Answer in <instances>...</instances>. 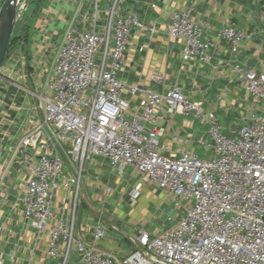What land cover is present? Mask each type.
Returning <instances> with one entry per match:
<instances>
[{
    "label": "built area",
    "instance_id": "2783aa9c",
    "mask_svg": "<svg viewBox=\"0 0 264 264\" xmlns=\"http://www.w3.org/2000/svg\"><path fill=\"white\" fill-rule=\"evenodd\" d=\"M92 1L98 9L100 0ZM170 19V37L184 43L183 60L210 63L213 42L203 39V25L191 10L174 12ZM139 26L132 13L118 16L107 32H66L40 96L43 119L23 141L44 148L22 196L26 219L39 234L48 232L51 259L67 261L75 252L79 264H264V113L251 111L229 136L221 132L216 112H204L179 86L158 93L122 81L131 31ZM216 38L236 51L251 35L225 25ZM235 72L248 95L264 102V71L236 65ZM137 93L133 111L131 99ZM189 113L208 124L212 155L165 153L161 138L166 126L160 122ZM63 146L75 163L102 158L121 175L134 169L139 178L131 200H138L144 184L156 188L171 201L168 223L159 230L141 229L131 238L135 252L125 259L77 236L74 225L52 210L54 193L71 186L63 179ZM103 237L100 228L93 233L94 241Z\"/></svg>",
    "mask_w": 264,
    "mask_h": 264
},
{
    "label": "crops",
    "instance_id": "0c3cea01",
    "mask_svg": "<svg viewBox=\"0 0 264 264\" xmlns=\"http://www.w3.org/2000/svg\"><path fill=\"white\" fill-rule=\"evenodd\" d=\"M4 1L0 0L1 6ZM32 1L25 0L17 8L11 39L14 35L21 38L1 67L0 264H58L61 260L51 259L47 254L48 232L39 234L24 215L22 196L26 182L44 148L24 146L23 141L43 119L40 96L46 93V75L69 29L75 35L94 30L107 32L118 16L136 14L141 26L131 31L119 78L129 85L158 93L177 85L190 102L198 104L204 112L215 111L218 119L220 113L228 115L238 106L245 110L240 94L246 90L237 79L235 66L264 71L263 0H118L113 18L109 13L116 0H100L98 9L92 0H37L35 5ZM187 10L202 23L203 39L213 42L210 63H201L198 58L185 62L183 41L169 35L170 15ZM225 25L250 34V40L234 51L228 41L216 38L217 31ZM247 96L252 98L248 93ZM139 99L140 93L131 99L133 111ZM246 108L247 112L242 114L245 123L253 111ZM173 118L160 122L166 126L161 138L165 153L174 157L183 151L197 153L190 137L183 141L178 135L171 122ZM196 119L194 114L191 123L181 126L195 128ZM240 128L229 133L234 135ZM63 148L67 150L68 146ZM61 152L65 155V151ZM98 159L102 158L86 161V169L84 173L82 169L80 176L73 161H68L70 170L64 172L63 179L71 186L54 193L52 210L55 217H63L74 225L77 236L120 257L117 244L104 237L93 240V233L99 228L105 233L104 224L111 222L113 214L120 213L122 203L119 201V206L112 210L106 200L108 195L94 194L91 173L107 177L115 171L108 160L102 159L99 165ZM126 170L122 179L132 176V180L137 178V184L138 174L132 168ZM78 179L80 187L76 194ZM157 193L163 194L158 190ZM168 207L171 208V203ZM112 226L119 230L118 225ZM76 256L79 260L77 253Z\"/></svg>",
    "mask_w": 264,
    "mask_h": 264
},
{
    "label": "rangeland",
    "instance_id": "374dc122",
    "mask_svg": "<svg viewBox=\"0 0 264 264\" xmlns=\"http://www.w3.org/2000/svg\"><path fill=\"white\" fill-rule=\"evenodd\" d=\"M1 8V4H0ZM243 104L245 106V110L242 109V106H238L236 109L231 110V113L226 115L224 113L219 114V125L221 130L229 136H234L229 132L232 129H238L242 126L245 121L242 118V114L246 113V107H249L250 110H254L255 112H263L264 113V102L255 101L254 98H248L246 91L240 94ZM194 113L177 115L172 119V123L178 135L182 138L183 141L189 139L191 144H193L194 148H196L197 153L200 157H204L206 155H212L213 151L210 147L212 141L208 134L209 126L202 122L199 118L194 120L196 121V127L190 129H184L181 125H186L187 123H191L193 121ZM189 128V127H188ZM181 130L184 133H181ZM192 137V138H191ZM203 144H202V143ZM204 143L209 145L204 148ZM172 149V147H169ZM65 155H62L64 161V172L69 171V163L68 161H73L72 156L67 154V150H65ZM102 159H98L99 165ZM74 163V166L77 167L79 172L80 169H83V173L86 169V163L82 164L81 161L79 163ZM102 168H106L104 164H102ZM110 170H112L110 168ZM111 173V172H110ZM127 173V170L125 171ZM92 182L95 188L94 194L98 195H108L106 196L107 203H111V208H116L118 203H120L119 209H121L119 214H113L110 217V223L104 224V238L109 241L117 244L116 252L120 255L121 259H125L128 256L132 255L136 247L131 242V238H135L137 231L139 228H149L153 230H159L164 226V223L167 222V218L165 213L170 209L168 205L170 204V200L163 194L157 193L156 188L150 186L149 184H144L141 195L137 201L133 202L131 200V190L136 186L135 182H137V178L132 180V176L129 177L126 175L124 179H122L123 175L119 174L117 171H113L109 176L105 177L104 174L98 175V173H91ZM82 185V183H81ZM120 201V202H119ZM172 207V206H171ZM81 212V208L79 209V213ZM168 223V222H167ZM112 225H118L119 230L113 228ZM58 264H78L79 260L77 259L76 253L73 252L70 254L69 259L67 261L61 259L58 260Z\"/></svg>",
    "mask_w": 264,
    "mask_h": 264
},
{
    "label": "water",
    "instance_id": "95a60500",
    "mask_svg": "<svg viewBox=\"0 0 264 264\" xmlns=\"http://www.w3.org/2000/svg\"><path fill=\"white\" fill-rule=\"evenodd\" d=\"M22 0H5L0 8V79L1 67L5 60L11 35L14 28L15 15Z\"/></svg>",
    "mask_w": 264,
    "mask_h": 264
},
{
    "label": "trees",
    "instance_id": "16d2710c",
    "mask_svg": "<svg viewBox=\"0 0 264 264\" xmlns=\"http://www.w3.org/2000/svg\"><path fill=\"white\" fill-rule=\"evenodd\" d=\"M25 0H22L21 3H23ZM42 2V0H41ZM32 3L35 5L37 3V0H33ZM39 7V6H38ZM25 30V29H24ZM20 36H13L12 39H11V42L9 44V47H8V50H7V54H6V57H5V60L3 62V64L5 63L7 57H8V54L10 53L11 49L15 46V44H17L19 41H20Z\"/></svg>",
    "mask_w": 264,
    "mask_h": 264
}]
</instances>
